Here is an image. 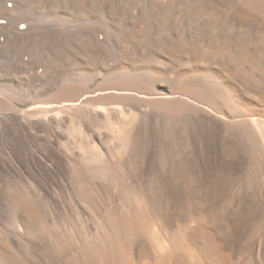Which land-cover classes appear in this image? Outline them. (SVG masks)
<instances>
[{
	"label": "bare ground",
	"instance_id": "obj_1",
	"mask_svg": "<svg viewBox=\"0 0 264 264\" xmlns=\"http://www.w3.org/2000/svg\"><path fill=\"white\" fill-rule=\"evenodd\" d=\"M33 1L37 0L0 2V48L13 49L15 58L22 61L26 59L25 56L30 55L27 46L32 44L33 38L39 32L34 19L24 11ZM49 1L53 2L58 10L71 8L83 16L80 23L78 20L73 22L74 19L71 20L72 23H67V20L65 23V17H55L63 20L64 23L60 21V25L65 24V27L57 26L53 29L63 36H84L87 45L86 53L83 51L85 58L88 55L97 62L103 61L105 64L107 61L106 63L111 65L108 60L113 61L117 54L110 58V49L116 45L114 42L119 38L116 36H120L119 29H122V32L123 29H131L128 31L134 32L137 41L140 40L136 44L142 42L146 48H158L159 54L160 48H166L169 53L168 48L176 46L181 49L179 55L186 54L180 58L182 61L184 58V62L187 61L186 58L191 60L198 54L206 61L228 64L229 74L238 80L242 92L264 105V0L46 2L50 3ZM125 9L142 14V18H151L153 22L140 27L138 21L140 28L137 29L136 25L129 28L128 22L131 20L126 21L122 16L125 15L122 14ZM106 11H114L116 16L118 13L122 16L120 19L115 16L116 20H119L115 27L118 24L119 29L115 28L113 32L117 31L119 34L112 36L116 39L108 35L114 27L112 29V25L108 26L107 19L105 22L104 17H100L103 21L99 23L93 21L95 18L91 20L88 16L99 12L103 14ZM134 13L128 16L132 18ZM117 17L119 18V15ZM111 20H114V17ZM110 38L115 41L112 42ZM136 38L132 39L135 41ZM120 41L122 44L125 41L127 46L123 52L128 51L129 43L125 39ZM138 47L143 49L144 46H137V51L141 53L142 49ZM173 48L171 49L174 53ZM166 50L163 49L164 52ZM50 52L51 55L54 54V51ZM69 52L62 54L70 55L74 51ZM83 53L80 52V55ZM125 55L123 56L127 58ZM55 57L59 58L60 55ZM164 57L169 58L167 54ZM155 58L153 61L157 62L159 58ZM161 59L157 63L161 64ZM119 60L117 58L118 64ZM149 60L152 61V58ZM182 61H175L176 65L182 66ZM61 62L66 63L65 60ZM120 62L123 65V61ZM129 62L132 63V60ZM164 62L167 63L166 60ZM81 63L78 62V66ZM96 63L91 61L89 64L95 68ZM189 63L191 65V61L187 65ZM139 64L137 66H140ZM147 64L149 65V62ZM184 65L187 66L186 62ZM127 67L123 72V68H119L121 74L114 76L111 82L107 81V86L99 82H103L104 79L101 78L103 80L98 79L101 85L95 84V87H91L88 83L89 88H85L86 90L80 84L83 73L76 74L82 76L81 79L78 78L80 76L70 77L69 74L67 78L62 79L58 75L59 78L51 86L56 91L52 92V97L58 101L59 106L43 108L39 113L12 110L0 117V188L2 185L9 187L6 204L14 206L13 211L11 210L14 213L11 223H5L0 215V264H136L134 254L137 251H146L149 255L147 264H232L230 255L223 254L220 245H231L237 241L239 229L243 227L263 226L264 214H261L262 219L258 216L260 221L256 220L258 217L254 218L253 214L250 216L245 211L252 208L245 209V205L251 198L253 201L256 199L253 192L251 197L250 192L253 190L249 187L264 192V112H254L255 109L253 112L247 111L246 106L244 108L241 103V96L238 97V93L233 92L235 89L231 90L230 86H226L227 83L222 82L224 80L220 81L208 74L209 71L207 74L210 76L202 77L201 80L196 75L191 76V70L184 73L182 69L183 75L179 72V76L185 81V85L181 82V86L174 85L175 90H172L171 85L168 89L162 87L163 84L156 83L159 72L136 71L131 69L132 66L130 69ZM48 70L46 71L50 72ZM26 73H30L29 69ZM85 75L86 73L84 77L88 76ZM89 75L91 76L88 78L91 77L92 81V78L97 80L92 77L93 74ZM161 75L165 77L163 73ZM110 76L112 78V75ZM176 77L178 80V76ZM161 79L159 83H162ZM82 83L85 84L84 81ZM109 100L123 105L136 103L134 105H139L138 108L133 105L130 108L135 107L134 110H138V114L132 110L136 115H129L127 110L123 114L129 116L123 117L121 123L115 114L118 116L117 109L122 105L116 111L117 104L114 106ZM249 107L251 106L247 108ZM120 109L125 110L122 107ZM65 110L82 111L90 118L77 121L79 126L87 131L86 142L77 145V142L75 141V144L72 140L78 149L72 146L71 138L68 137L70 135L65 128L67 119L62 114ZM114 117L118 120L114 121ZM92 123L97 128L102 127L101 130L105 128L116 133L117 140L110 143L113 142L117 148L113 149V146L111 149L108 142L104 147L108 134L104 131V136ZM149 129L153 132H147ZM154 129L165 138L162 139V135L160 138L152 136L154 140H151V137V141L148 140ZM145 133L148 135L146 139L143 137ZM90 142H100L103 149L94 146L95 144L92 146ZM225 144H234L237 152L241 151L239 155L243 154L242 157L248 158L249 164L243 166L245 170L239 168L243 172L248 168L246 179L242 173V184L239 188L235 186V190L231 188L230 175V172L235 171L227 173L233 163L230 166V162L225 159L226 155L224 157L222 153ZM235 154L236 151L233 155ZM236 165L239 166V163ZM247 187L249 190H245ZM247 190L251 197L249 200ZM224 192L230 200L227 201V198V202L222 203L219 196ZM262 194L259 193L260 196ZM261 201L259 200L258 209L262 210L264 207ZM206 226L210 228L208 236L204 234ZM262 242L259 241L260 245H263ZM262 255L252 254L250 264L261 259Z\"/></svg>",
	"mask_w": 264,
	"mask_h": 264
},
{
	"label": "rangeland",
	"instance_id": "obj_2",
	"mask_svg": "<svg viewBox=\"0 0 264 264\" xmlns=\"http://www.w3.org/2000/svg\"><path fill=\"white\" fill-rule=\"evenodd\" d=\"M2 1H4V0H0V2H2ZM43 2H41V0L39 1V0H37V1H35L36 2V4H35V2L33 1L32 3H30V4H28L27 6L28 7H26V9H24V11L26 12V13H28L29 15H30V17L32 18V19H34V23H36V25H37V31L39 30V32L37 33L38 35L36 36L35 35V37L33 38V41L31 42L32 44H29L30 45V47H29V45L27 46L29 49H28V51L30 52L29 54V56L27 55V56H25V60L24 61H22L21 59H17V58H15V54H14V52H13V49L11 50V49H9V48H7V47H2V48H0V117H4V115L6 114V113H8L9 111H12V110H21V111H29V112H33V113H39V111H41L43 108H47V107H52V106H59L60 104L58 103V101H56L52 96H53V93L55 92L56 93V91H55V88H53V86H51V84L52 85H54V83H55V80H57L59 77L61 78L62 77V79H65V78H67L66 76L68 75V76H80V75H82L81 73H83V77L82 76H80V77H78V78H80L81 79V77L83 78L82 79V82L84 81L85 82V84L84 83H82V82H80V84H82V86L84 87L83 89H85V88H89V85L92 87H95L96 85L95 84H97V86H99V85H101L100 83H103V86L105 85V86H107V84H106V82L107 81H109V82H111L112 80L111 79H113V77L114 76H116L118 73H120L121 74V72H120V69H122L121 71L123 72L124 71V69L127 67V68H129L130 69V67H131V69H134V70H139V71H148V70H150V72H159L160 73V76H159V79H156V83H158V84H163V85H161L162 87H164V88H167L168 87V89H170V87H171V89L172 90H175V87H174V85L175 86H181L180 84H181V82H182V85H185V81L182 79V78H180V76L179 75H183V71H184V73L187 71H189V70H191V71H189L190 72V75L191 76H197V77H199V79H201L202 77L203 78H205V77H208V76H210V75H212V76H215V77H217L220 81H222V80H224V81H222L223 83H227L226 84V86L228 85V87L230 86L231 87V90L233 89H235V91H233L235 94L236 93H238V94H236V95H238V97H240V99H241V103H242V105H244L243 107L245 108V106H246V110L247 111H251V112H253V110H254V112H256V111H263L264 112V105H261V104H259V103H257L253 98H249V96L250 95H248V94H245L244 92H242V90L240 89L241 88V85L239 84V82H238V80L236 79V78H234L231 74H229L230 72V70H229V66H228V64L226 65V64H220V63H218V62H216V63H213V62H209V61H206V59H203V57H202V55H196V56H194V57H192L191 58V60L189 59H187L186 58V60L187 61H185L186 62V65L188 64V62L189 61H191V65H190V63H189V65H187V66H189V67H187V66H185L184 64H185V62H184V58H183V61L180 59V58H182V57H185V55L186 54H184V53H182L183 54V56H182V54L181 55H179L180 53H181V49L179 50V48L177 47L176 48V46H174L175 48H173V47H171V48H173V50H175V51H179L178 53L177 52H175L174 51V53H173V51H172V49L171 48H168V52L169 53H167V50H166V48H163L164 50H166L165 52H166V54H167V57H169V58H166V57H164V56H166V54H164L165 52L163 51V49L162 48H160L159 50L162 52H160V54H159V52L157 51V49L158 48H156V49H153V48H150V47H148V48H146V45H143V43L142 42H139V43H137L136 44V42H138V41H140L139 39H138V41H137V36H136V34H133L134 32H132V31H128V30H131V29H126L127 30V32L128 33H126V30L125 29H123L124 31H125V33L127 34H123V32H122V29H119L118 27H119V25L117 24V26L115 27V24L117 23V21L119 22V20H116V18L117 19H120V18H122V16L125 18V20L126 21H128V20H131V21H129L128 23L130 24L129 25V28H134L135 27V25H136V28L138 29V28H140V27H142V26H144V25H146L147 23H151V21L153 22V20L151 19V18H149L150 20H148L147 18H142V17H144V16H142V14H137V13H134V11H132L131 12V10H130V13H129V10L128 9H125V10H123V12H122V14H125V15H120L119 13L117 14V16L119 15V18L116 16V14H114L113 12L114 11H106L105 13H101V12H99V13H92V14H88V16L90 17V19L91 20H93L94 18V20L93 21H95V22H99V23H101L102 21H101V18L100 17H104L103 19H105V22H106V19H107V24H108V26L109 27H111V25H112V29H113V27H114V29L112 30L111 28H109V30H112L111 31V33H110V31L108 32V35H109V37L110 36H112V35H116V34H119L120 33V36L118 35V36H116V37H119V38H117L116 39V37L115 36H112V38L114 37L115 39H116V41H115V39H112V38H110V40L112 41V42H114V43H116V45H114V46H116V47H112L111 49H110V47H111V45H113V43L110 41V46H109V49H110V51L112 52H116V53H111L110 52V54H112L111 55V57L110 58H113L116 54L118 55H116L117 56V58L118 59H120L119 60V64H118V61H117V58L115 59V57L112 59L113 61H111V60H108L109 61V63H111V65H108L106 62L107 61H105V64H103V61L100 63V61H98L97 62V60L96 59H94V58H90L88 55H86L87 57L86 58H88L87 60H86V58L84 57L85 55H84V53H86V48H87V45L85 44V42H84V36H82V38H81V36L80 35H73V36H75L74 37V39H73V36L71 37V36H63V35H61V34H59V33H57V32H55L54 31V29H53V27H65V24H63V25H60L61 23H64L66 20H67V23H72V21H73V19H74V21L73 22H76V20H78V23H80V22H82V20H83V16L81 17V14L79 13V11H73L74 9H71V8H69V9H60V10H58L57 8H56V5L55 4H52L50 1V3H48V2H46L45 0H42ZM44 2H46V3H44ZM31 5V6H30ZM128 10V11H127ZM62 11H63V13H62ZM73 11V12H72ZM59 12V13H58ZM71 12V13H70ZM110 12V13H109ZM117 12H119V11H117ZM116 12V13H117ZM125 12V13H124ZM127 13V14H126ZM129 13V14H128ZM135 14V16L137 17V19H136V17L133 15V17L135 18V22L133 21V19L131 18V17H129L128 15H131L132 16V14ZM57 14V15H56ZM59 14V15H58ZM64 14V15H63ZM94 14V15H93ZM95 14H97V15H95ZM101 14V15H100ZM106 14V15H105ZM105 15V16H104ZM113 15V16H112ZM140 15V16H139ZM61 16H62V18H64L65 20H64V22H63V20H61V19H57V18H55V17H60L61 18ZM78 16V17H77ZM107 16V17H106ZM115 16H116V18H115ZM127 16V17H126ZM112 17H114V20L116 21H114V20H111L112 19ZM140 17V18H139ZM110 18V19H109ZM80 19V20H79ZM100 19V20H99ZM57 20V21H56ZM59 20V21H58ZM72 20V21H71ZM111 20V21H110ZM141 20H143V21H141ZM144 20L146 21V22H144ZM60 21H61V23H60ZM140 22V25L138 24L139 22ZM111 22L113 23V24H111ZM131 22H133V23H131ZM137 22V23H136ZM145 24H144V23ZM66 23V22H65ZM142 24V25H141ZM51 25V26H50ZM131 25H132V27H131ZM140 27H139V26ZM134 26V27H133ZM53 29V31H52V29ZM115 28H117V29H119L121 32H122V34H123V36H122V34H121V32L119 31V33L116 31V32H113V31H115L116 29ZM135 28V29H136ZM136 29V30H137ZM108 30V29H107ZM131 32V33H130ZM55 33V34H54ZM113 33V34H112ZM57 34V35H56ZM58 34H59V36H58ZM111 34V35H110ZM128 34H129V36H128ZM133 35V36H132ZM100 36H103V35H100ZM132 36V38L134 37V38H136L135 39V41L133 40V41H131V39L129 38V37H131ZM136 36V37H135ZM57 37L60 39H58L57 40ZM61 37H63V38H65L64 40H63V38H61ZM129 43L128 45L130 46V44H131V46L130 47H132V49H133V51H132V49L128 46V51H129V49L131 50V51H129V53H128V51H125V52H123L124 50H125V48L127 49V46H125V41L123 42V44H122V41H120V40H124L123 38ZM125 37H128L127 39L125 38ZM53 38H55L54 39V41H52L53 40ZM121 38V39H120ZM76 39V40H75ZM79 39V40H78ZM57 40V41H56ZM68 40V41H67ZM129 40V41H128ZM64 41V42H63ZM66 41H67V43L68 44H66ZM75 41H77V43H75ZM78 41H81V43L83 44H81L80 42H78ZM121 42V44H118L119 42ZM59 42V43H58ZM61 42V43H60ZM133 42H135V44L138 46H144L145 47V49H144V47H143V49H142V47L141 48H139V49H142V50H140V52L141 53H139V50L137 51V46L133 43ZM56 43V44H55ZM62 43H64L65 44V46H63L62 45ZM132 43L135 45V47H134V45L132 46ZM142 43V44H141ZM55 44L56 46H57V48H56V46L53 45ZM58 44H59V46H58ZM78 44V45H77ZM50 45H52V46H50ZM70 45V46H69ZM119 45V46H118ZM120 45H122V46H120ZM126 45H127V43H126ZM68 46H69V48H68ZM73 47V48H72ZM77 47V49H75ZM118 47V48H117ZM121 47H122V49H121ZM54 48V50H52ZM56 48V49H55ZM85 48V49H84ZM116 48V49H115ZM59 49H61V50H59ZM113 49H115V50H113ZM118 49V50H117ZM136 49V50H135ZM162 49V50H161ZM169 49H171V50H169ZM56 50H58L59 52H56ZM77 50V51H76ZM121 50V51H120ZM135 50V51H134ZM50 51H54L53 53V55H51L52 54V52H50ZM69 51H74L73 53H71L70 55L72 56V54L75 56H72V57H74L73 59H72V57H70V55H63L62 53H67V54H69L70 52ZM76 51V52H75ZM83 51H84V53H83ZM118 51V52H117ZM120 51V52H119ZM79 52V53H78ZM80 52H82L83 53V55L81 54L80 55ZM128 54H127V53ZM137 52V53H136ZM153 52V53H152ZM158 52V53H157ZM171 52V53H170ZM51 53V54H50ZM122 53H126V55L125 54H122ZM156 53V54H155ZM175 53H177L176 55H175ZM186 53V52H185ZM79 54V55H78ZM114 54V55H113ZM130 54V55H129ZM132 54V55H131ZM143 54V55H142ZM145 54V55H144ZM149 54V55H148ZM153 54V55H152ZM155 54V55H154ZM172 54V56H170ZM174 54V55H173ZM188 54V53H187ZM59 55H60V57H59ZM61 55H62V57H61ZM119 55H121L120 57H119ZM123 55H125L127 58H125ZM151 55H152V57H151ZM157 55V56H156ZM55 56H58L59 58H57V57H55ZM66 56V57H65ZM68 56V57H67ZM129 56V57H128ZM132 58H131V57ZM163 56V57H162ZM188 56V55H187ZM186 56V57H187ZM70 57V58H69ZM77 57V58H76ZM82 57L86 60H84V59H82ZM139 57V58H138ZM155 57H158L159 58V60L161 59L163 62H164V60H166L167 61V63H163L162 61H161V64L160 63H157V62H160L159 60H157L158 58H155L156 60H157V62H155V61H153L154 60V58ZM161 57V58H160ZM175 57H177V58H175ZM30 58V59H29ZM65 58H69L68 60H71V61H69V62H71V63H67V61L68 60H66ZM76 58V60H78V59H80V60H78V61H76V60H74ZM124 58L126 59L125 61H124ZM130 58V59H129ZM152 58V61L155 63H152V61L151 60H149V59H151ZM193 58H196V59H198V60H196V59H193ZM27 59H28V61H27ZM81 59L83 60L82 61V63H81ZM92 59V60H91ZM128 59V60H127ZM134 59V60H133ZM139 59V60H138ZM168 59H171V60H169L168 61ZM172 59H173V61H172ZM200 59V60H199ZM251 59H258L257 57H251ZM30 60H32V61H30ZM63 61V60H65V62L66 63H64V62H61V61ZM115 60V61H114ZM129 60H132V63L131 62H129ZM144 60V61H143ZM193 60V61H192ZM22 61V62H21ZM91 61H92V63H96L95 64V68H96V70H95V68H93L94 67V65L92 66V64H89V63H91ZM96 61V62H95ZM116 61H117V63H116ZM120 61H123V65H121L122 64V62H120ZM127 61V62H126ZM137 63H136V62ZM173 62V64H174V66H173V64H172V62ZM175 61H177V63L179 62V61H182V62H180V63H182L183 65L181 66V64H177L176 65V62ZM200 61V62H199ZM26 62H28L27 64H26ZM78 62H79V64L81 63V65H79L78 66ZM140 64H139V63ZM149 62V65L147 64L146 65V63H148ZM184 62V63H183ZM194 62V63H193ZM22 63H24V64H22ZM29 63H30V65H29ZM84 63V64H83ZM114 65H113V64ZM115 63H116V65H115ZM129 63V64H128ZM135 63V64H134ZM209 63V64H208ZM26 64V65H25ZM34 65V66H32V65ZM44 64V65H43ZM69 64V65H68ZM83 64V65H82ZM128 64V65H127ZM133 64V65H132ZM140 65V66H137V65ZM141 64H142V66H141ZM170 64V65H169ZM172 64V65H171ZM23 65H24V67H23ZM106 65H108V67L106 66ZM120 65H121V68H120ZM126 65V67H122V66H125ZM146 65V66H145ZM151 65V66H150ZM155 65V66H154ZM179 65V66H178ZM29 66H31L30 68H29ZM42 66H44V67H42ZM98 66V67H97ZM100 66V67H99ZM102 66H104V67H102ZM107 67V69H106V67ZM111 66V68H110V70H109V67ZM118 67V70H119V72H117V67ZM134 66H137V67H134ZM153 66V67H152ZM160 69H158L157 67ZM161 66V67H160ZM177 66V67H176ZM25 67H27V68H25ZM32 67H33V69H32ZM48 67V69H46V68ZM113 67V68H112ZM141 68V69H138V68ZM143 67H144V69H143ZM148 67V68H147ZM176 67V68H175ZM178 67H179V69H178ZM181 67V68H180ZM120 68V69H119ZM185 68H186V70H185ZM28 69H29V72L30 73H26V72H28ZM30 69H32V70H30ZM36 69L38 70V71H36ZM52 69V70H51ZM101 70V71H99V70ZM105 69V70H104ZM116 71H115V70ZM153 69V70H152ZM156 69H157V71H156ZM164 69V70H163ZM166 69V70H165ZM182 69H183V71H182ZM194 69V70H193ZM228 69V70H227ZM45 70H48V71H50V72H43V71ZM162 70V71H161ZM192 70H193V72H195V73H193L192 72ZM206 71V72H204V71ZM26 71V72H25ZM34 72V71H36V73H32L31 74V72ZM107 71V72H106ZM108 71H109V73H108ZM111 71V72H110ZM161 71V72H160ZM178 73H177V72ZM209 71V73L208 74H210V75H208L207 74V72ZM37 72H39L38 74L40 75H38L37 74ZM52 72V73H51ZM75 72H77V73H75ZM99 72V73H98ZM103 72H106V73H103ZM149 72V71H148ZM165 72V73H164ZM168 72V73H167ZM181 74H180V73ZM201 72V73H200ZM203 72V73H202ZM211 72V73H210ZM213 72H214V74H213ZM41 73V74H40ZM47 73H48V75H47ZM71 73H73L72 75H71ZM86 73V75L85 76H87V77H84V74ZM116 73V74H115ZM159 73H157V74H159ZM164 74L163 76H165V77H162V75L161 74ZM167 73V74H166ZM174 76H172L171 74ZM173 73H175V75L173 74ZM194 75H193V74ZM216 73V74H215ZM20 74V75H19ZM31 74V75H30ZM34 74H35V76H34ZM43 74H45L44 76H48V77H44L43 76ZM49 74H53V76H51V75H49ZM55 74V75H54ZM76 74H80V75H76ZM89 74H93V75H95V76H93L92 75V77H96V79L97 80H94L95 78H92L93 79V81L90 79V78H88L89 76H91V75H89ZM100 76H99V75ZM106 75V77H105V75ZM109 74V77H107V75ZM114 74V75H113ZM166 74V75H165ZM169 74V75H168ZM189 74V73H188ZM199 74V75H198ZM58 75H59V77H58ZM96 75H98V76H96ZM110 75H112V78H111V76ZM229 75H231V76H229ZM42 76V77H41ZM170 76H172V77H170ZM176 76H178V80H177V77ZM226 76V77H225ZM41 77V78H40ZM57 77V78H56ZM65 77V78H64ZM70 77H68V78H70ZM100 77V78H99ZM161 77H162V79H161ZM232 77H233V79L235 80H233L232 79ZM55 78V79H54ZM101 78H103L104 80H106L105 81V84H104V80L103 79H101ZM174 80H176V81H173V79ZM180 78V79H179ZM224 78V79H223ZM226 78V79H225ZM45 79H47V80H45ZM49 79V80H48ZM88 79V80H87ZM98 79L99 80H103V82L102 81H99L98 82ZM162 80V83H161V81H160V83H159V80ZM169 79H171L170 81H169ZM52 80H54V81H52ZM111 80V81H110ZM181 80V81H180ZM202 80V79H201ZM94 81L96 82V83H94ZM87 82V83H86ZM91 82V83H90ZM172 82V84H169V83H171ZM50 83V84H49ZM88 83H89V85H88ZM93 83V84H92ZM176 83L178 84V85H176ZM92 84V85H91ZM99 84V85H98ZM50 85V86H49ZM169 85H171V86H169ZM90 87V88H91ZM174 88V89H173ZM239 88V89H238ZM52 89V90H51ZM86 90V89H85ZM54 91V92H53ZM53 92V93H52ZM248 95V96H247ZM243 98H245V99H243ZM252 100V102H251V100ZM109 101H112V100H109ZM246 103H245V102ZM255 101V102H254ZM113 103H114V106H116L115 104H117V106L115 107V110L119 107V106H121L122 108H124L125 110H121L120 108L121 107H119L117 110H119V111H117V114H118V116H116V114H115V117H119L118 119H116L115 117H114V121H116V120H118L119 122H121L122 120H123V117H125L126 118V116L129 114V115H136V114H138L137 112H138V110L136 111V110H134L135 109V107L133 108V109H131L130 107H133V106H136V105H134V104H136V103H133V104H127V105H123L122 103H120V102H117V101H115V100H113L112 101ZM244 102V103H243ZM251 102V103H250ZM119 104V105H118ZM138 104V103H137ZM245 104H248V105H245ZM253 104V105H252ZM258 106H257V105ZM111 105H113V104H111ZM131 105H133V106H131ZM123 106H129V107H127V108H125V107H123ZM138 106L139 105H137L136 107L138 108ZM248 106H251V107H249V109L247 108ZM253 106H254V108H253ZM256 106V107H255ZM258 107H261V108H263V109H259ZM128 108H130V111H129V109ZM136 108V109H137ZM252 108V109H251ZM257 109V110H256ZM128 110V111H127ZM132 110H134V111H132ZM123 111V112H122ZM127 111V115H125V114H123V113H125ZM133 113H136V114H133ZM122 114H121V113ZM129 112H131V113H129ZM116 113V112H115ZM63 115H64V117L67 119V121H66V130L68 129V135H70V136H68V137H70L71 138V141L72 140H74V143H75V141L77 142V145L80 143V142H86V140H87V138H86V133H87V131H85L84 130V128H82L81 126H79V124H78V120L79 119H82V118H85V119H87V118H89L88 116H86L82 111H77V112H74V111H67V110H65L63 113H62ZM121 115H123L121 118H120V116ZM128 115V116H129ZM90 119V118H89ZM116 119V120H115ZM117 121V122H118ZM77 122V123H76ZM122 123V122H121ZM93 124V123H92ZM93 126H94V128L96 129L97 128V126L96 125H94L93 124ZM96 126V127H95ZM97 129H102V127L101 128H97ZM150 130V131H149ZM147 132H153V131H151L152 129H149ZM157 130V129H156ZM102 131V133H103V135L104 136H106V133L108 134V136H106L105 137V144H104V147H106L107 145H106V143L108 142L109 144H108V146H110L111 147V149L113 148V146H115L113 149H115V148H117V145H114V143L113 142H115V141H113V140H117V139H115V138H118V136L117 137H115L117 134L115 133H113L112 131H110L109 129L107 130V129H103V130H101ZM106 133H105V132ZM147 134H149V133H147ZM152 134V135H151ZM157 134H159L158 133V131H156L155 132V129H154V133H150V136H149V138L146 136V133L143 135V137L145 138V137H147L148 138V140H150V137H151V140H154V138H152V136L153 137H157V136H159L158 138H160V136L162 135V139L163 138H165L164 137V135L163 134H159V135H157ZM111 135V136H110ZM107 138V139H106ZM146 139V138H145ZM150 140V141H151ZM110 141H113V142H111L110 143ZM119 141V140H118ZM117 142V141H116ZM72 143H73V141H72ZM72 144V146H74L75 148H77L78 149V147H77V145H75V144ZM93 143V142H92ZM91 142H90V144L93 146L94 144V146H96V147H99V149H101L102 148V145H101V143L100 142H94L93 144H92ZM115 144H117V143H115ZM106 145V146H105ZM112 145V146H111ZM233 145V146H232ZM235 145L234 144H225V146H223L224 148V152L222 151V153L224 154L223 156L225 157V155H226V157L227 156H229L230 154L232 155V157H231V155L229 156V157H225V159L227 160V161H229L230 162V166H231V164H232V166L231 167H233L234 168V170L230 167V169H229V167H228V174H229V171H235L234 173H231L230 172V175H232L231 177H232V181H231V188L233 189V190H235V186L237 187V188H239V186L242 184V181H243V179H242V176H243V174H244V179H246L245 177H246V172H247V167H248V165L246 166V171H242V170H245L244 168L245 167H243L244 165H246V164H249L248 163V158H246L245 156H241V155H243V154H240L239 155V153L241 152H237V150L235 149V147H234ZM226 148H228V149H226ZM76 149V150H77ZM103 149V148H102ZM222 149V150H223ZM232 149H235L234 151H236V154H235V156L237 157V158H235V156L233 155L234 154V151L232 150ZM230 150H231V152H230ZM229 151V152H228ZM234 157V158H233ZM242 158V160L244 161H242V160H240ZM244 158V159H243ZM239 159V160H238ZM233 160H238L236 163H234L233 162ZM240 161V162H239ZM241 161H242V163H241ZM247 162V163H246ZM237 163H239V166H237L236 164ZM234 165H236V166H234ZM240 165H242V166H240ZM236 168H238V169H236ZM242 169V170H240V169ZM236 170H239L238 172L236 171ZM242 171V172H241ZM243 173V174H242ZM249 188H250V190H253V191H251L250 192V195H251V197H253V193L255 194L254 196L256 197V199H254V201H253V199L250 197V195H249ZM247 187V188H245V190L246 189H248L246 192H247V194L249 195L248 196V198H247V200H249L250 198L252 199H250L249 201H247V204L245 205V209H251V210H245V211H247L248 212V214L250 215V216H252V214H253V216H255L254 218H257L258 216L259 217H261V219H262V215L264 214V208H262V207H264L263 205H264V199H262L263 197H264V192H263V190H262V192L260 191L261 189H257V188H255V187ZM255 188V189H254ZM257 189V190H256ZM8 190H9V187L8 186H6V185H2V187L0 188V198H1V201H0V215H1V219L5 222V223H11L12 222V218H13V214L14 213H12V211H13V208H14V206L12 205L11 207L10 206H8L7 204H6V193L8 192ZM257 192V193H255V191ZM253 192V193H252ZM252 193V194H251ZM259 193H263L262 194V196H260L259 195ZM247 194H246V197H247ZM258 194V195H257ZM221 196H219V200L220 201H222V203H224V202H227V201H229L230 199H229V197L227 196V194L224 192V193H221L220 194ZM226 196V197H225ZM258 196H260V197H262V198H260V197H258ZM245 197V196H244ZM250 197V198H249ZM254 197V198H255ZM224 198H225V200H224ZM227 198H228V200H227ZM257 198L261 201H263V204H262V201H261V204H262V207H260V208H262V210L261 209H258L259 208V206H260V202H259V200L257 201ZM227 200V201H226ZM244 200V199H243ZM256 201V202H255ZM252 202V203H251ZM250 204H252L251 205V207L249 208V205ZM256 205H257V207H256ZM252 206H254V208L252 207ZM255 209V210H254ZM258 209V210H257ZM12 210V211H11ZM255 211V212H253V211ZM259 210H260V213H259ZM251 213H250V212ZM256 211H258V212H256ZM257 213V214H256ZM262 214V215H261ZM264 216V215H263ZM257 218L256 220H259L260 218ZM253 218V219H254ZM264 218V217H263ZM255 220V219H254ZM260 221V220H259ZM257 224H259V223H257ZM257 224H255V225H257ZM253 225V224H252ZM259 225H257V226H250L249 228H247V227H243V228H241V229H239V232H238V234H237V238H238V240L237 241H235V242H233L231 245H223V243L220 245V249L222 250V253L223 254H229L230 255V258H231V263L232 264H250V260H251V257H252V254H256V256H258L259 254H263L262 255V258L261 259H258V260H254V263H252V264H264V223H263V226H259ZM255 228H258V230L257 229H254ZM210 228L208 227V226H206V228L204 229V234L206 235V236H208L209 234H210V230H209ZM252 229V230H251ZM261 229H262V231H261ZM256 232H254V231ZM202 231H203V229H202ZM249 231V232H248ZM252 231H253V233H252ZM261 231V232H260ZM207 232V233H206ZM247 232V233H246ZM252 234V236L253 237H251V234ZM202 234H203V232H202ZM255 234V235H254ZM250 235V236H249ZM259 235H261V236H259ZM262 237V238H261ZM251 238V239H250ZM254 238V239H253ZM258 238V239H257ZM259 241H263L262 243H263V245H260V243H259ZM246 245V246H245ZM230 246V247H229ZM244 246V247H243ZM256 246H258V247H256ZM252 247V248H251ZM260 248V249H259ZM256 249V250H255ZM259 251V252H258ZM232 253V254H231ZM259 253V254H258ZM148 254L146 253V251L144 252V251H137V253L136 254H134V259H135V263L136 264H147V262H149V259H148ZM227 256V255H226ZM246 258H248V260H246ZM241 261V262H240ZM262 261V262H261ZM248 262V263H247Z\"/></svg>",
	"mask_w": 264,
	"mask_h": 264
}]
</instances>
